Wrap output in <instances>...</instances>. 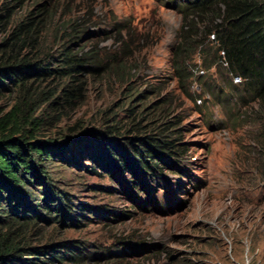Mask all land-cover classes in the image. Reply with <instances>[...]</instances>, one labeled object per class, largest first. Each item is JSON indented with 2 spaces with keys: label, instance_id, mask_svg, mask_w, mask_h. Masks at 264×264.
Instances as JSON below:
<instances>
[{
  "label": "rangeland",
  "instance_id": "obj_1",
  "mask_svg": "<svg viewBox=\"0 0 264 264\" xmlns=\"http://www.w3.org/2000/svg\"><path fill=\"white\" fill-rule=\"evenodd\" d=\"M37 1L54 6L55 22L84 19V50L95 45L87 37L96 38L101 65L108 70L119 61L125 74L113 67L88 77L86 100L59 116L38 99L33 114L42 126L35 138L57 146L90 128L115 125L119 134H106L111 141L138 145L168 120L184 150H160L168 163L156 159L158 175L140 180L117 167L111 180L102 162L92 160H99L96 150L59 152L46 162L54 184L89 206L90 212L78 211L90 220L78 217L86 226L56 224L45 240L32 236L31 245L78 240L86 253L81 264H264V105L224 65H209L218 60L215 48L193 51L181 63L182 76L174 55L181 16L156 0ZM35 86L53 88L49 82ZM15 100L16 91L0 96V110ZM92 166L105 176L89 174Z\"/></svg>",
  "mask_w": 264,
  "mask_h": 264
},
{
  "label": "trees",
  "instance_id": "obj_2",
  "mask_svg": "<svg viewBox=\"0 0 264 264\" xmlns=\"http://www.w3.org/2000/svg\"><path fill=\"white\" fill-rule=\"evenodd\" d=\"M32 2V8L23 9ZM156 2L181 16L174 55L182 76H185L183 60L193 51L204 53L211 45L218 60H212L209 65H224L228 74L241 79L244 91L264 105V0ZM1 3L0 96L16 91L17 100L7 111L0 110V264H81L86 253L78 240L54 245L30 243L32 236L45 240V231L56 224L86 226L78 217L90 220L81 211L90 212L91 208L73 201L71 193L54 184L55 171L46 162L65 150L80 148L82 155L85 149H93L99 160L94 157L92 160L102 162L111 180L116 167L128 168L138 180L141 176L152 179L158 175L156 159L168 163V155L163 156L160 150L176 154L183 152L184 145L175 142L180 135L176 136V128H169L168 120L154 127L156 136L145 135L147 141L139 138L138 145L128 140L118 146L111 141L108 134H119V129L113 130L115 125L102 131L72 129L80 134L68 136L61 146H49L36 139L42 126L41 117L33 114L38 99L49 101L59 116L63 108L75 110L86 100L88 77L109 73L110 68L116 67V74L122 78L124 67L119 61L108 70L101 65L96 38L87 37L95 45L84 50L86 41L82 32L87 26L84 19L55 22L54 6L37 0ZM120 52H128L126 44ZM46 82L53 88L32 87ZM120 147L129 148L132 156ZM83 167L87 169L86 165ZM88 173L105 176L93 166ZM90 256L96 255L90 253Z\"/></svg>",
  "mask_w": 264,
  "mask_h": 264
},
{
  "label": "built area",
  "instance_id": "obj_3",
  "mask_svg": "<svg viewBox=\"0 0 264 264\" xmlns=\"http://www.w3.org/2000/svg\"><path fill=\"white\" fill-rule=\"evenodd\" d=\"M198 72H199V73H203V70L199 69ZM234 81H235V82H239L240 79H239L237 76H235V77H234Z\"/></svg>",
  "mask_w": 264,
  "mask_h": 264
},
{
  "label": "clouds",
  "instance_id": "obj_4",
  "mask_svg": "<svg viewBox=\"0 0 264 264\" xmlns=\"http://www.w3.org/2000/svg\"><path fill=\"white\" fill-rule=\"evenodd\" d=\"M202 70V69H201ZM198 72V71H197ZM199 73V72H198ZM200 74H202V73H200ZM232 76H234V75H232ZM235 77V76H234ZM238 77V76H237ZM239 78V77H238ZM240 79V78H239ZM239 82H241V79H240V81Z\"/></svg>",
  "mask_w": 264,
  "mask_h": 264
}]
</instances>
